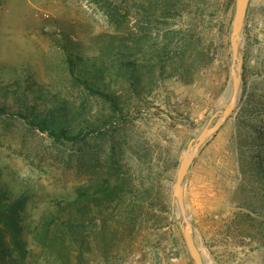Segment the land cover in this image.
I'll return each instance as SVG.
<instances>
[{"label": "rangeland", "instance_id": "obj_1", "mask_svg": "<svg viewBox=\"0 0 264 264\" xmlns=\"http://www.w3.org/2000/svg\"><path fill=\"white\" fill-rule=\"evenodd\" d=\"M227 1L117 0L129 7L117 23L93 0H0V81L6 85L19 80L30 102H40L48 94L69 99L83 106L81 111L91 122L111 109L70 80L65 41L81 43L74 53L90 58L104 51L110 34L146 32L159 40L164 30L185 29L192 15L186 11H195L196 5L208 3L209 10H217L199 28L206 43L212 44V63L192 84L166 78L150 94L125 97L124 110L130 116L101 136L60 143L23 120L0 115V190L21 199L16 212L18 237L28 248L34 246L28 229L52 196L85 184L100 170L127 171L138 183L143 167H151L175 219L168 217L156 227L147 223L148 237L139 238L137 248L125 259L92 264H195L179 226L172 186L188 143L226 106L230 95V33L236 0L225 10ZM240 54L246 68L241 72L237 106L201 147L184 179L186 210L205 264H264V213L251 210L255 205L264 212V203L260 204L264 190H255L252 196L249 187L259 185L243 180L240 169L248 167L253 150L238 149V141L245 140L241 134L246 133L245 126L264 123V0L248 4ZM120 84L124 86L121 80L112 82L110 89ZM248 95L260 107V115L247 114ZM7 102L15 105L11 97ZM79 121L74 122L77 129Z\"/></svg>", "mask_w": 264, "mask_h": 264}, {"label": "trees", "instance_id": "obj_2", "mask_svg": "<svg viewBox=\"0 0 264 264\" xmlns=\"http://www.w3.org/2000/svg\"><path fill=\"white\" fill-rule=\"evenodd\" d=\"M116 1L93 0L103 14L119 23L129 7ZM233 3L234 0H228L224 9ZM210 8L211 4L203 3L196 5L195 11L187 10L192 15L185 29L164 30L159 40L146 32L110 34L104 51L90 58L74 53L81 43L65 41L62 48L66 51L70 80L111 109L110 113H101L94 122L86 119L81 111L83 106L56 94H48L40 102L28 101V94L17 79L6 85L0 81V91H3L0 115L23 120L60 143H77L89 135H103L104 130L114 128L130 116L124 110L125 97L141 98L143 94H150L166 78L192 84L212 63V44L206 43L199 30L205 18L216 16L217 10ZM119 80L124 86L120 84L111 90L110 84ZM10 97L15 105L8 104ZM245 101L248 115H260L257 110L260 107L252 95ZM261 113L264 114V107ZM78 118L77 129L74 122ZM251 127L245 126L246 133H241L245 140L238 141V149L253 150L250 160L247 159L248 167H242L240 174L243 180L258 183V188L249 187L255 197V190H264V123ZM140 174L138 183H134L127 171L100 170L85 184L52 196L42 216L28 229L33 248H28L27 242L18 237L21 230L16 212L21 199L0 190V264H92L125 259L137 248L139 238L144 241L148 237L147 223L156 227L162 226L168 217L175 219L173 206L161 191L151 167H143ZM263 196L260 204L264 203ZM251 210L264 213L255 205Z\"/></svg>", "mask_w": 264, "mask_h": 264}, {"label": "water", "instance_id": "obj_3", "mask_svg": "<svg viewBox=\"0 0 264 264\" xmlns=\"http://www.w3.org/2000/svg\"><path fill=\"white\" fill-rule=\"evenodd\" d=\"M249 0H236L235 12L232 20L230 33L231 63L230 77L231 90L226 106L215 112L207 124L201 129L197 137L192 139L187 145V153L180 160L175 181L172 186V196L177 205V213L180 216L179 226L185 240L188 252L195 264H205L202 255L194 241L193 227L188 216L184 201V179L194 159L201 147L226 123L234 112L240 92L241 72L243 60L240 54V42L242 30L245 23Z\"/></svg>", "mask_w": 264, "mask_h": 264}, {"label": "crops", "instance_id": "obj_4", "mask_svg": "<svg viewBox=\"0 0 264 264\" xmlns=\"http://www.w3.org/2000/svg\"><path fill=\"white\" fill-rule=\"evenodd\" d=\"M252 2H253V0H249V3L248 4H250V5H252ZM223 126V125H222ZM206 143V142H205Z\"/></svg>", "mask_w": 264, "mask_h": 264}]
</instances>
